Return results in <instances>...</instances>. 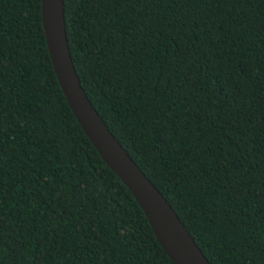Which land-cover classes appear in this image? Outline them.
<instances>
[{
  "label": "trees",
  "instance_id": "16d2710c",
  "mask_svg": "<svg viewBox=\"0 0 264 264\" xmlns=\"http://www.w3.org/2000/svg\"><path fill=\"white\" fill-rule=\"evenodd\" d=\"M81 84L211 264H264V0H63ZM0 264H173L75 119L40 0H0Z\"/></svg>",
  "mask_w": 264,
  "mask_h": 264
},
{
  "label": "water",
  "instance_id": "95a60500",
  "mask_svg": "<svg viewBox=\"0 0 264 264\" xmlns=\"http://www.w3.org/2000/svg\"><path fill=\"white\" fill-rule=\"evenodd\" d=\"M42 28L59 86L75 119L104 163L128 188L173 264H211L174 208L143 173L89 100L71 58L63 0H40Z\"/></svg>",
  "mask_w": 264,
  "mask_h": 264
}]
</instances>
